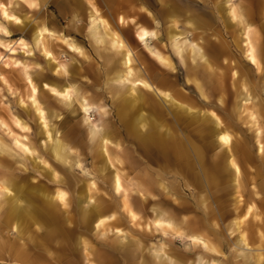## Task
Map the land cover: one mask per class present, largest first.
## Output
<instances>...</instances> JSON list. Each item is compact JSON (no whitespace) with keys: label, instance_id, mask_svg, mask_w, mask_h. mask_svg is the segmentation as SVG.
<instances>
[{"label":"bare ground","instance_id":"6f19581e","mask_svg":"<svg viewBox=\"0 0 264 264\" xmlns=\"http://www.w3.org/2000/svg\"><path fill=\"white\" fill-rule=\"evenodd\" d=\"M81 1L67 0L64 32L120 54L118 60L107 55L113 75L95 96L88 91L92 82L71 83L74 75L84 78L89 63L61 61L51 49L47 21L30 25L38 15L30 9L40 0L0 2L6 21L0 32L10 35L9 25L30 39L20 37L9 47L0 38V46L11 54L38 50L47 59L42 66L35 54L8 57L21 66L45 127V156L7 134L27 159L32 155V162L47 166L41 171L52 183L1 165L0 264H264V3ZM98 4L114 8L102 15ZM85 10L87 25H78ZM124 13L131 14L142 53L138 69L117 32L127 23ZM58 15L67 18L60 9ZM162 16L172 25L161 44ZM20 17L24 27L13 24ZM56 39L68 55L78 49L72 39ZM180 69L188 94L158 86L177 83ZM73 103L85 126L76 138L79 121L62 119L60 106L73 113ZM12 121L25 128L16 117ZM109 233L120 237L109 241Z\"/></svg>","mask_w":264,"mask_h":264},{"label":"rangeland","instance_id":"374dc122","mask_svg":"<svg viewBox=\"0 0 264 264\" xmlns=\"http://www.w3.org/2000/svg\"><path fill=\"white\" fill-rule=\"evenodd\" d=\"M9 1H15V0H0V2L3 3H9ZM115 1V0H114ZM114 1L112 3H114ZM219 2V0H217ZM238 0H236L237 2ZM84 4L85 1L82 0ZM264 3V0H254L253 5L255 4H261ZM41 5H38L30 10H36L38 12V15L35 17V20H32L30 25L35 24L36 21L44 20L47 21L46 25L54 32V36L50 40L51 49L54 51L56 57L60 59L61 61L68 62L71 65H74L78 67L80 65L79 61L85 60L87 63H89L88 72L84 74V78L74 75L71 80V83L74 85H81V87H85L83 82H92L94 84V88H88V91L93 96L96 95V93L93 92H102L105 90L104 88L100 87L102 83L104 84V81L106 78L111 77L113 75L114 70H110L111 63L108 62V57L112 56L114 54L115 60H118L120 57V54L114 53V50H104L101 45L94 44L93 41L90 38L84 37L82 38L79 34H71L70 32H64L69 27L70 23V16L69 14V6H67V0H40ZM100 7V10L102 12V15H107V13H111V10L114 8L113 6H110L109 9L102 4H98ZM9 6V5H8ZM214 6V5H213ZM12 7V6H10ZM58 9H60V13L64 16H66V19H62L58 15ZM157 10V6H153L152 12L154 13ZM206 13L212 18L213 14L211 9L206 8ZM86 12L85 10L84 14H81L79 17L78 25L81 24V26L87 25V18H86ZM262 18H264V10L259 12ZM126 22L121 30H117L119 35L126 41V43L129 45V47L132 49V52L134 53V67L138 69L139 61L137 60L138 57L142 55L140 47L136 45V42L134 41L135 36V29L132 23L129 21V17H131L130 13H124ZM168 17L162 16L159 20V26L158 30H160V33L162 35V43H167L166 41V35L165 32L169 30L172 23L168 21ZM220 26H221V20H219ZM0 22H2L4 25H6V21L3 19L2 15L0 14ZM230 22V21H229ZM14 25H18L20 27H24L23 18L20 17L19 21L16 23H13ZM28 25V26H30ZM179 28H182L181 24L179 25ZM7 29L10 31V35H5L0 32V38L7 40L10 42L8 45L9 47H15L14 42L15 40H18L20 37H23L30 42L29 37L23 36V32L20 31H14L9 25H7ZM226 28H224L225 30ZM58 37H64L67 39H72L73 42L78 46V49L73 52L72 55H68L66 53V50L68 51V47L61 39H56ZM89 40H91V44L89 43ZM31 46V43H30ZM9 47H3L0 46V121L5 122L6 126L1 127L0 129V141L4 144V150L0 151V170L1 165H5L9 163V166H13V172L14 173H28L30 180L32 177L34 179H40L42 183H45L47 185H52V183L48 180V178L45 176V174L41 171V167H44L47 171V166H44L39 159L35 158V161H31L32 158H34L32 155H29V159L26 158V156L18 150L16 147H14L11 143V139L8 136L9 133H13L14 135H18V137L25 143L29 142L34 148V150L40 154H42V157L46 154V146L43 142H45L46 139V133H44L45 127L42 125L41 120L38 118V113L34 109V105L32 104V100L30 98V88L28 86V82L25 79L24 73L21 69V66L18 64H12L8 63L9 59L8 57L14 56H20L22 59L30 60L33 54L37 55V58H39V62L41 65H44V62L47 61L46 58H44V55L41 54L38 50H33L31 52H24L22 49L15 50L14 54H11L12 52L9 51ZM99 47V48H98ZM98 48V49H97ZM166 50V48H165ZM170 52V51H169ZM169 54L168 52H165ZM171 53V52H170ZM39 55V57H38ZM141 58V57H140ZM176 62V59H174ZM109 66V67H108ZM118 67L119 64H117ZM45 72V70H44ZM160 77V75H159ZM171 79H173L171 77ZM83 81V82H82ZM163 90L173 91L177 90L184 94H188V89L185 87V74L183 69L179 70V80L177 83L174 82V85L172 86H162L158 85ZM43 87V86H42ZM99 87V88H97ZM107 88V85L105 86ZM97 88V89H96ZM49 99L54 104H59L54 98L53 94L48 93ZM107 95H110L109 93ZM254 100H258L257 96ZM102 98L99 99L92 98L91 102L98 104L100 103ZM239 101V99H237ZM75 106V111L73 113L70 112L71 109H67L65 106L61 105L62 108V114L61 117L66 118L68 121L70 118H74L75 122L79 121L78 124H76L77 129V135H75V138L78 135H81V133L84 131L85 126L84 123L80 122V115L76 108H78L77 103H73ZM72 105V106H73ZM107 106L113 111V104L110 103V101L107 103ZM199 108H202L204 110L207 109L205 106H198ZM260 114V113H259ZM220 115V113H219ZM222 115V114H221ZM16 117L19 119V121L25 125V128H20L19 126L15 125L12 121V119ZM93 118V117H92ZM58 118L57 120H59ZM66 128V126H64ZM74 138V139H75ZM19 160V161H17ZM34 162H36L38 165L34 166ZM89 162V161H88ZM89 168V166H86ZM74 174L77 176H80L82 178L85 177L83 173H81L78 168H75ZM27 180V181H29ZM84 182H80V185H83ZM84 186V185H83ZM70 191V190H69ZM124 228H128L129 225H122ZM133 228H135L133 226ZM125 231V230H124ZM124 235L125 232H124ZM109 241L117 239L120 237V235H114L113 233H109ZM124 238V236H123ZM121 239V238H120ZM125 239V238H124ZM177 246L179 248L182 247L180 243H177ZM120 264L118 261L116 264Z\"/></svg>","mask_w":264,"mask_h":264}]
</instances>
